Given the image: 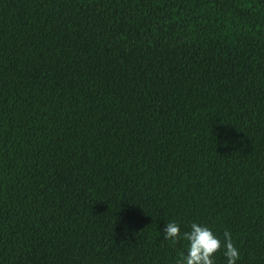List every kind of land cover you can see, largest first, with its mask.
I'll return each instance as SVG.
<instances>
[{
    "label": "trees",
    "instance_id": "obj_1",
    "mask_svg": "<svg viewBox=\"0 0 264 264\" xmlns=\"http://www.w3.org/2000/svg\"><path fill=\"white\" fill-rule=\"evenodd\" d=\"M169 222L264 264V0H0V264H176Z\"/></svg>",
    "mask_w": 264,
    "mask_h": 264
},
{
    "label": "clouds",
    "instance_id": "obj_2",
    "mask_svg": "<svg viewBox=\"0 0 264 264\" xmlns=\"http://www.w3.org/2000/svg\"><path fill=\"white\" fill-rule=\"evenodd\" d=\"M164 239L174 243L181 238L189 242L187 255L181 253L176 264H214L215 253L224 249L227 264H236L239 259V250L235 247L231 233H224V240L219 239L207 226L197 223L191 224V231L184 232L181 236L180 225L176 222H169L163 229Z\"/></svg>",
    "mask_w": 264,
    "mask_h": 264
}]
</instances>
